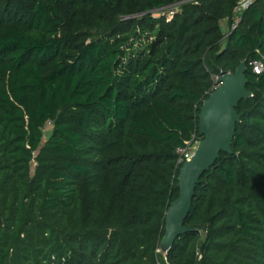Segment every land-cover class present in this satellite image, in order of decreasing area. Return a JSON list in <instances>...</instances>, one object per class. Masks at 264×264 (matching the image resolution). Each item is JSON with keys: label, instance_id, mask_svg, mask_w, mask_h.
Returning a JSON list of instances; mask_svg holds the SVG:
<instances>
[{"label": "trees", "instance_id": "16d2710c", "mask_svg": "<svg viewBox=\"0 0 264 264\" xmlns=\"http://www.w3.org/2000/svg\"><path fill=\"white\" fill-rule=\"evenodd\" d=\"M238 2L0 0V264H264V0L232 28ZM242 61L232 152L164 256L177 149Z\"/></svg>", "mask_w": 264, "mask_h": 264}, {"label": "water", "instance_id": "95a60500", "mask_svg": "<svg viewBox=\"0 0 264 264\" xmlns=\"http://www.w3.org/2000/svg\"><path fill=\"white\" fill-rule=\"evenodd\" d=\"M247 71L245 61L233 73L222 71L216 79V89L203 101L198 128L202 139L193 157L180 168L177 182L180 194L166 213L165 234L160 243L164 256L168 255L179 236L195 230L187 227L185 220L202 176L217 162L222 152H232L237 123L241 121L237 107L243 99L253 96L247 88Z\"/></svg>", "mask_w": 264, "mask_h": 264}, {"label": "built area", "instance_id": "2783aa9c", "mask_svg": "<svg viewBox=\"0 0 264 264\" xmlns=\"http://www.w3.org/2000/svg\"><path fill=\"white\" fill-rule=\"evenodd\" d=\"M255 1L256 0H239L238 4L234 8L233 22L231 26L232 28H235L238 25V23L241 21L243 13ZM263 69H264V65L261 61L253 62V70L256 73H261ZM217 77L218 75L214 77L215 81ZM47 124H50V123L48 122ZM201 139L202 137L199 135V133L195 132L191 135V138L187 140L183 146H180L177 149V166L178 167L181 168L187 161H189L193 157Z\"/></svg>", "mask_w": 264, "mask_h": 264}, {"label": "rangeland", "instance_id": "374dc122", "mask_svg": "<svg viewBox=\"0 0 264 264\" xmlns=\"http://www.w3.org/2000/svg\"><path fill=\"white\" fill-rule=\"evenodd\" d=\"M223 29L226 32L228 30V24L223 25ZM51 133V125L47 124V127L45 128V137H48Z\"/></svg>", "mask_w": 264, "mask_h": 264}]
</instances>
